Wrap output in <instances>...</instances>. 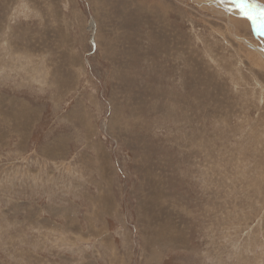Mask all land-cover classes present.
<instances>
[{
    "label": "rangeland",
    "instance_id": "rangeland-1",
    "mask_svg": "<svg viewBox=\"0 0 264 264\" xmlns=\"http://www.w3.org/2000/svg\"><path fill=\"white\" fill-rule=\"evenodd\" d=\"M253 27L233 0H0V264H264Z\"/></svg>",
    "mask_w": 264,
    "mask_h": 264
},
{
    "label": "bare ground",
    "instance_id": "bare-ground-1",
    "mask_svg": "<svg viewBox=\"0 0 264 264\" xmlns=\"http://www.w3.org/2000/svg\"><path fill=\"white\" fill-rule=\"evenodd\" d=\"M238 8L240 9L242 16H244L246 18H248L247 12H252V14L255 15L254 14L255 12L253 13V10L251 11L245 2H244V4H238ZM249 20L252 23V25L254 26L253 28H254V31L256 32V34L259 35L260 33H262L264 36V29H263L264 26L262 25L259 17H257V20L255 23H253V21L251 19H249Z\"/></svg>",
    "mask_w": 264,
    "mask_h": 264
},
{
    "label": "snow or ice",
    "instance_id": "snow-or-ice-1",
    "mask_svg": "<svg viewBox=\"0 0 264 264\" xmlns=\"http://www.w3.org/2000/svg\"><path fill=\"white\" fill-rule=\"evenodd\" d=\"M247 16L249 19H251L253 21V23L256 22L257 20V16L256 15H253L252 12H248L247 13ZM259 18L264 21V12H261L260 15H259Z\"/></svg>",
    "mask_w": 264,
    "mask_h": 264
},
{
    "label": "water",
    "instance_id": "water-1",
    "mask_svg": "<svg viewBox=\"0 0 264 264\" xmlns=\"http://www.w3.org/2000/svg\"><path fill=\"white\" fill-rule=\"evenodd\" d=\"M235 3L237 4H244V1L243 0H233ZM248 13V12H247ZM264 29V27H263Z\"/></svg>",
    "mask_w": 264,
    "mask_h": 264
}]
</instances>
